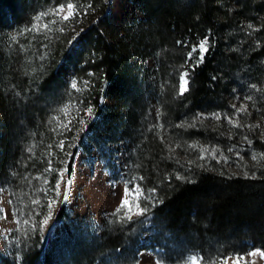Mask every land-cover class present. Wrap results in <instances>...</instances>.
<instances>
[{
	"label": "trees",
	"instance_id": "1",
	"mask_svg": "<svg viewBox=\"0 0 264 264\" xmlns=\"http://www.w3.org/2000/svg\"><path fill=\"white\" fill-rule=\"evenodd\" d=\"M108 1L72 0L81 15L51 22L50 12L68 0H0V188L20 216L12 254L0 253V264H137L146 249H159L162 264H187L192 255L211 264L264 250V171L242 177L203 165L191 156L189 143L226 139L209 126L180 125L208 108L225 109L231 86H237L234 75L255 85L264 80V0H247L242 10L233 8L234 0H138L145 19L122 24L108 14ZM41 13L48 15L37 21ZM240 15L261 18L253 37L232 34ZM205 38L209 51L193 71L187 53ZM62 60L80 91L56 73ZM184 71L190 73L188 91L180 95ZM107 83L116 85L111 117L101 105ZM88 104L97 119L85 125L91 141L100 137L94 144L104 159L108 145L129 144L128 180L141 186L148 199L142 197L140 207L149 211L131 220L125 219L127 209L116 212L96 232L74 222L62 205L56 221L75 230L52 239L45 263L41 226L58 179L46 169L49 160L53 169L67 163L70 174L79 149L92 153L78 137ZM69 120L71 131L63 128ZM33 199L41 204L32 205ZM30 209L34 218L26 226ZM147 232L151 244L141 248Z\"/></svg>",
	"mask_w": 264,
	"mask_h": 264
},
{
	"label": "rangeland",
	"instance_id": "2",
	"mask_svg": "<svg viewBox=\"0 0 264 264\" xmlns=\"http://www.w3.org/2000/svg\"><path fill=\"white\" fill-rule=\"evenodd\" d=\"M243 3L248 2L247 0H234L233 8L242 10ZM108 6L107 12L117 24H122L125 21L132 22L145 19L138 0H109ZM50 13L51 22H59L63 21L62 16L66 14V10L65 13L60 15H55L53 11ZM246 15L249 17L254 16V14L249 12ZM247 17L240 15L236 25L238 31L232 34L237 36L246 34L247 37L254 36V33L259 30V20L264 18V15H261V18L257 21H251ZM85 23L86 19L81 20L75 31L82 29V26L85 27ZM248 25H252V28H249ZM84 27L83 29H85ZM56 73L70 84L72 81H76L73 69L65 60L58 64ZM238 76H240L239 73L233 76V82H236L237 86L234 84L231 86L230 92L226 96L225 109L208 108L198 112L192 120L185 118L180 125L209 126L214 131L220 132L226 139L225 143L221 144L203 141L189 143V148L192 151L191 156L196 161L208 167L224 168L237 176L255 177L259 172L264 171V80L261 84L257 83L256 87L253 88L252 85L255 84H251L247 79H240ZM115 90L116 85L110 83L105 84L103 89L101 105L107 110L108 117L113 116ZM247 96H251L252 100L245 99ZM242 105L246 107L247 111L237 116L235 109L240 108ZM88 107L92 108L90 104H88ZM215 114H219L221 118L219 120L215 119ZM95 118L94 112L89 116L83 111L81 115V119L85 124L90 123ZM229 118L232 123H229ZM3 122L4 117L0 109V128ZM250 125L251 127H249ZM256 125H259V127H256ZM78 127H81V125H78ZM80 136L83 137L84 143L92 149V153L87 155L81 149L78 150L74 158L72 171L65 176V180L68 179V176L72 178L69 199L67 202L63 201L64 184H61L60 202L53 206V214L48 224H42L41 226L45 243V263H48L52 254H49L52 239L64 233L72 236L75 230L74 226L68 224V222L60 223L56 221V216L62 205H65L67 210L72 213L73 220L78 225L81 226L82 223H85L90 225L94 231L99 232L104 221L116 213V209L121 203L123 189L129 181L128 143L108 145L106 147L108 156L107 159H104L102 157L103 149L96 147L94 144V142L99 141L98 138L100 137L91 141L93 134L87 130V125L83 131L78 133L79 138ZM245 136H247L248 141H251V144L244 139ZM253 156H255V159H253ZM109 165L110 167L108 168ZM0 190H2L0 191V207H3L7 214V219L0 217V233L4 234L0 237V253L11 255L14 247V240L11 235L17 224L13 222V207L12 204H9L10 194L6 189L0 188ZM136 211L133 208L132 219L141 216L136 215ZM148 229H150V226ZM150 240L151 233L147 232L141 240L140 247L150 246ZM159 252V249L142 250L138 255L137 264H155L156 260L159 259ZM193 256L190 257L187 264H191ZM196 256L197 264H202L201 257L199 255ZM246 258L249 261L255 260V264H264V259L259 256H246ZM106 262H111V259H107ZM228 264H232V259L228 260Z\"/></svg>",
	"mask_w": 264,
	"mask_h": 264
},
{
	"label": "snow or ice",
	"instance_id": "3",
	"mask_svg": "<svg viewBox=\"0 0 264 264\" xmlns=\"http://www.w3.org/2000/svg\"><path fill=\"white\" fill-rule=\"evenodd\" d=\"M91 7H92L91 3H89L84 8L83 15H87L88 9H90ZM65 10H66V14H64L62 16V19L65 22L69 21L70 19L75 18L76 16L81 15L80 7L77 4L73 3L72 0H68V3L66 4V6L64 4L58 5L53 10V13L55 15H60L61 13H65ZM47 15H48V13H41L40 16L36 17V19H37V21H39L43 16H47ZM33 27H35V25ZM43 27L45 29H47L48 25L44 24ZM248 27L252 28V25H248ZM31 30L32 29H28V31H31ZM61 31H63V29H61ZM13 39L15 40L16 38L13 37ZM178 43H180V42H178ZM207 45H208V40H207V38H205L204 40L200 41L197 45L193 46L191 51H189L187 53L185 63L187 64L188 62H191L193 71L195 70V67H198L199 64L203 62L206 53L209 51V48ZM197 52L199 53V56H195V54ZM189 76H190V73L188 71H184V72L179 74V93L178 94L183 95L185 92L188 91ZM84 85L86 88L88 86V82H84ZM252 87L255 88L256 85H252ZM71 88L73 90L80 91L76 81L71 82ZM245 99L252 100V97L247 96ZM246 111H247L246 107H244L242 105L240 108L235 109V114L238 116L240 113H243ZM92 113H93V109L91 107H88L85 110V114H87L89 116H91ZM220 118L221 117L219 114H215V119L219 120ZM79 123L82 126L81 131H83L84 128L86 127L85 122L81 119V120H79ZM229 123H232V120L230 118H229ZM71 125H72V121L69 120L66 124L63 125V128L67 131H71L72 130ZM249 127H251V125ZM256 127H259V125H256ZM244 139L246 141H248L247 136H245ZM248 143L251 144V141H248ZM64 146H65V140H61L58 144V147L60 148L61 151L64 150ZM68 147L71 148V147H74V145L69 144ZM229 150L231 151V149H229ZM204 151H207V150H204ZM67 155L69 156V159L71 160V157L73 154L67 153ZM201 158H203V157H201ZM253 159H255V156H253ZM46 171L47 172H55L58 179H57V181H56V183L52 189V191L54 192V197H50L47 201V215L42 221L43 225L48 224L49 219H51L52 214H53V212H52L53 206L60 202L61 184H64V191H63V201L64 202H67V200L69 199L70 189H71V184H72L71 176H68V179L65 180V176L68 173L67 163H65V165L62 169H53L51 167V160H49V167H48V169H46ZM139 179H142V178H139ZM45 183L47 184L48 181H45ZM0 191H2V190H0ZM152 191L154 192L155 190L153 189ZM141 197H143L144 199H148V197L145 196L141 186L138 183H134L131 180L128 181L126 186L123 189L121 203H120L119 207L116 209V212L120 213L122 210L127 209V212L125 213V219H127V220H131L133 208H135L137 210L135 213L136 215H144L145 213H147L149 211V209L147 207H140L139 202H140ZM31 203H32V205H40L41 201H40V199H33L31 201ZM9 204H12L11 199L9 200ZM34 212H35V209L29 210L27 218L23 219L24 225L27 226L30 224V221L34 218L33 217ZM12 215H13V222L19 226L20 216L17 215L16 209H13ZM35 215H39V213H35ZM0 217L7 219V214L5 213L3 207H0ZM33 227H35V225H33ZM3 235H4L3 233H0V237H2ZM246 256L247 257L259 256L261 259H264V250H250L246 254ZM246 256L242 255V254H234L231 257H227V256L221 257V258H219L218 261H212L211 264H228L229 259H232V264H255V260L249 261L246 258ZM202 259L203 258H201V260ZM155 264H162V261L158 259V260H156ZM191 264H197V256L196 255H194L191 258ZM205 264H207V262H205Z\"/></svg>",
	"mask_w": 264,
	"mask_h": 264
}]
</instances>
